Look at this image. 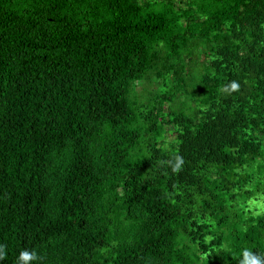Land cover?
<instances>
[{
    "label": "trees",
    "instance_id": "1",
    "mask_svg": "<svg viewBox=\"0 0 264 264\" xmlns=\"http://www.w3.org/2000/svg\"><path fill=\"white\" fill-rule=\"evenodd\" d=\"M262 195L264 0H0V264H264Z\"/></svg>",
    "mask_w": 264,
    "mask_h": 264
},
{
    "label": "clouds",
    "instance_id": "2",
    "mask_svg": "<svg viewBox=\"0 0 264 264\" xmlns=\"http://www.w3.org/2000/svg\"><path fill=\"white\" fill-rule=\"evenodd\" d=\"M240 89V84L236 81L230 82V84L223 87L222 92L226 94H231L237 92ZM183 159L179 156L175 158V163L171 165L173 173H178L183 166ZM255 209L254 215H260L264 212V195L259 196L258 198L249 200L247 203L246 211ZM244 259L242 264H261V260L253 256L250 251H244ZM5 258L4 246L0 245V260ZM39 255L37 252L32 251H22L18 258V264H29V262H38Z\"/></svg>",
    "mask_w": 264,
    "mask_h": 264
},
{
    "label": "rangeland",
    "instance_id": "3",
    "mask_svg": "<svg viewBox=\"0 0 264 264\" xmlns=\"http://www.w3.org/2000/svg\"><path fill=\"white\" fill-rule=\"evenodd\" d=\"M196 1V0H195ZM183 6H185V3H184V5ZM148 87V89L150 90V91H153V90H155L158 86H147ZM153 87H156V88H154L153 89ZM139 92H142V91H140L139 89H137ZM169 138H171V137H169Z\"/></svg>",
    "mask_w": 264,
    "mask_h": 264
},
{
    "label": "built area",
    "instance_id": "4",
    "mask_svg": "<svg viewBox=\"0 0 264 264\" xmlns=\"http://www.w3.org/2000/svg\"><path fill=\"white\" fill-rule=\"evenodd\" d=\"M177 1H184V2H185V1H187V0H177Z\"/></svg>",
    "mask_w": 264,
    "mask_h": 264
}]
</instances>
